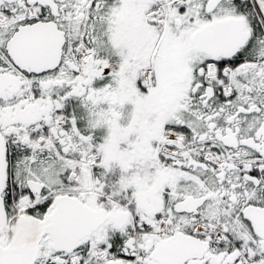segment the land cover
I'll list each match as a JSON object with an SVG mask.
<instances>
[{"label":"snow or ice","instance_id":"obj_1","mask_svg":"<svg viewBox=\"0 0 264 264\" xmlns=\"http://www.w3.org/2000/svg\"><path fill=\"white\" fill-rule=\"evenodd\" d=\"M0 264H264V0H0Z\"/></svg>","mask_w":264,"mask_h":264}]
</instances>
